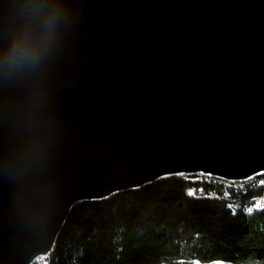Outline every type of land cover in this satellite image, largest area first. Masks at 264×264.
Wrapping results in <instances>:
<instances>
[{"label": "water", "instance_id": "obj_1", "mask_svg": "<svg viewBox=\"0 0 264 264\" xmlns=\"http://www.w3.org/2000/svg\"><path fill=\"white\" fill-rule=\"evenodd\" d=\"M261 174L264 0H0V264L52 254L80 203Z\"/></svg>", "mask_w": 264, "mask_h": 264}, {"label": "trees", "instance_id": "obj_2", "mask_svg": "<svg viewBox=\"0 0 264 264\" xmlns=\"http://www.w3.org/2000/svg\"><path fill=\"white\" fill-rule=\"evenodd\" d=\"M244 186L171 177L80 203L48 264H264V208H229L264 189L248 181Z\"/></svg>", "mask_w": 264, "mask_h": 264}, {"label": "clouds", "instance_id": "obj_3", "mask_svg": "<svg viewBox=\"0 0 264 264\" xmlns=\"http://www.w3.org/2000/svg\"><path fill=\"white\" fill-rule=\"evenodd\" d=\"M57 21V14L52 13L45 25V35L36 46H33L29 40L23 37L15 41L7 54L9 67H37L51 44L52 34Z\"/></svg>", "mask_w": 264, "mask_h": 264}, {"label": "bare ground", "instance_id": "obj_4", "mask_svg": "<svg viewBox=\"0 0 264 264\" xmlns=\"http://www.w3.org/2000/svg\"><path fill=\"white\" fill-rule=\"evenodd\" d=\"M257 177V178H256ZM256 177H253V178H251V179H249V180H245V181H248V183L250 184V185H252V186H254V185H256V186H264V184H259V181H258V177L259 176H256ZM186 179V178H185ZM209 179H211V183L212 184H216V183H221V181H219V180H217V179H213V178H210L209 177ZM261 181V180H260ZM262 181H264V180H262ZM224 183V182H223ZM224 185L227 187V188H229V189H231V188H233V189H237V188H239V187H236V186H234V184H231V183H224ZM262 194H264V189H263V191H262ZM225 195H227V196H229V194L228 193H226ZM235 203H232V202H230L229 203V208L230 209H235V210H237V209H239V208H237V206H235L234 205ZM238 204H240V203H238ZM243 204V203H242ZM242 204H240L241 206H242ZM249 205V204H248ZM248 205H246V206H248ZM255 206V199H254V201H253V204H251L250 206H248V207H254ZM237 208V209H236ZM261 208H264V205H261V206H258V207H254V208H250L251 209V211L252 210H254V209H256V210H258V209H261ZM246 209H247V207H246ZM248 210V209H247ZM249 211V210H248ZM251 211H249V212H251ZM51 255V254H50ZM46 257V256H45Z\"/></svg>", "mask_w": 264, "mask_h": 264}, {"label": "built area", "instance_id": "obj_5", "mask_svg": "<svg viewBox=\"0 0 264 264\" xmlns=\"http://www.w3.org/2000/svg\"><path fill=\"white\" fill-rule=\"evenodd\" d=\"M203 178H204V182H207V183L211 184V179H209V177H207V176H203ZM224 183H231V184H234V186H236V187H241V188H243V189H244V187H245V186H241L242 183L245 185V181H239V182H225V181H224ZM259 184H264V181H259ZM213 185H215V184H213ZM200 194H201V193H200ZM225 198H226V199H227V198L231 199L230 196H227V195H225ZM237 201H239V200H237ZM261 205H264V194H261V196H259V197H257V198L255 199V206H254V207H258V206H261ZM254 207H249L248 210H249L250 208H254ZM41 263H45V256L39 258L38 260H36V261L34 262V264H41Z\"/></svg>", "mask_w": 264, "mask_h": 264}, {"label": "rangeland", "instance_id": "obj_6", "mask_svg": "<svg viewBox=\"0 0 264 264\" xmlns=\"http://www.w3.org/2000/svg\"><path fill=\"white\" fill-rule=\"evenodd\" d=\"M261 175H262V177H261V178H258V181H260V180H261V181L264 180V174H261ZM179 178H180V177H179ZM181 178H184V179H185V178H187V177H182V176H181ZM217 180H218V179H217ZM219 181H221L220 185H223L225 188H227V187L224 185V183H223L224 181H222V180H219ZM241 186H244V184L242 183ZM227 189H229V188H227ZM191 195L194 196L193 194H191ZM201 195H202V194H201ZM228 199H229V198H228ZM245 201H246V202L244 203L243 201L240 200L241 204L243 203L242 206L245 205V207H248V206H250L251 204H253L254 199H251V200H245ZM248 204H249V205H248ZM234 205L237 206V208H240V209L242 208V206H241L240 204H238V203H235ZM246 205H248V206H246ZM245 207H244V208H245ZM237 208H236V209H237ZM245 209H246V208H245ZM234 210H235V209H234ZM245 212L248 213L249 211L246 209ZM49 256H50V255H49ZM49 256H46V257H45V263H41V264H48ZM194 264H199V263L195 262ZM211 264H224V263H211Z\"/></svg>", "mask_w": 264, "mask_h": 264}, {"label": "snow or ice", "instance_id": "obj_7", "mask_svg": "<svg viewBox=\"0 0 264 264\" xmlns=\"http://www.w3.org/2000/svg\"><path fill=\"white\" fill-rule=\"evenodd\" d=\"M249 211H251V209H249Z\"/></svg>", "mask_w": 264, "mask_h": 264}]
</instances>
